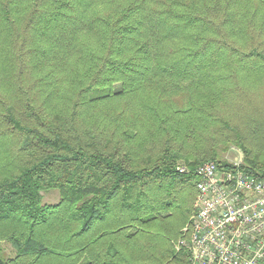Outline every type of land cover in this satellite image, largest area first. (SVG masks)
<instances>
[{"label": "trees", "instance_id": "trees-1", "mask_svg": "<svg viewBox=\"0 0 264 264\" xmlns=\"http://www.w3.org/2000/svg\"><path fill=\"white\" fill-rule=\"evenodd\" d=\"M2 57L0 241L15 256L0 264H126L115 238L184 226L195 177L175 165H228L231 135L264 177V147L246 145H264V0H0ZM170 244L168 264H188Z\"/></svg>", "mask_w": 264, "mask_h": 264}, {"label": "built area", "instance_id": "built-area-1", "mask_svg": "<svg viewBox=\"0 0 264 264\" xmlns=\"http://www.w3.org/2000/svg\"><path fill=\"white\" fill-rule=\"evenodd\" d=\"M242 160L175 165L195 177L193 213L175 244L188 264H264V177L244 171Z\"/></svg>", "mask_w": 264, "mask_h": 264}, {"label": "rangeland", "instance_id": "rangeland-1", "mask_svg": "<svg viewBox=\"0 0 264 264\" xmlns=\"http://www.w3.org/2000/svg\"><path fill=\"white\" fill-rule=\"evenodd\" d=\"M0 62L1 64L4 63L3 57L0 59ZM0 73H2V71H0ZM40 75L45 77L47 76L45 71L41 72L38 70V72H34L32 74V78H36ZM49 81L50 80L47 78L46 81L43 82V84L39 88L38 97L39 100L41 101L44 100L46 97L48 99V94L51 90V87H48ZM257 86L258 85H255V87ZM114 88H117L116 84H114ZM258 91H260L259 96L260 93L261 94L264 93V80L260 85ZM256 100L260 101V98L258 97ZM233 137L234 135H231V137H229V141H227L226 143L218 144L217 146V151L219 154L218 157L221 160L231 162L236 158L238 160L243 159V151L237 145V143H235L234 140H232ZM251 137L257 140L255 135H251ZM262 144H263L262 141L259 142L258 145L257 143H255V141H251L250 139H248V141L246 142V145L252 147L253 149H255L256 146H258V148H263L264 145ZM6 156L7 153L5 152L4 154L0 155V158H4ZM4 161H2V165L0 164V171L3 172L4 170L7 169V167L4 165L7 164V160ZM188 190L191 191L192 186L190 187L188 186ZM58 201H59V192L57 189L42 191V203L54 204L57 203ZM192 213H193V209L191 211L189 219ZM160 221L168 225L166 228L167 232H165V230L161 228L154 232L153 231L150 232V234L147 235L145 239H143L141 238L143 237L142 233L141 235H139L136 229L131 228L129 232L132 233L133 236L125 240V243H123L124 239L115 238L116 239L115 242L120 245V252L121 253L123 252V256L127 260L126 264H168L169 263L168 255L162 256V252H166L167 250H170L171 241H173L174 244L178 241L177 238L180 236V229L183 226V218L180 214H175L168 219L160 220ZM187 222L185 223V225L187 224ZM185 225L182 227L181 233L183 232ZM124 230L125 229H122V231ZM105 242L107 245L109 243V240L106 239ZM123 245L126 246L124 249L125 252L123 251ZM0 256L2 257V259H6V258L8 259L10 257L15 256V248L6 239L0 241Z\"/></svg>", "mask_w": 264, "mask_h": 264}]
</instances>
